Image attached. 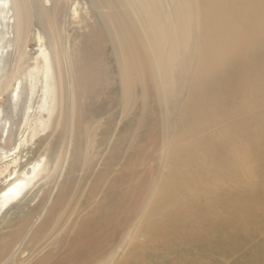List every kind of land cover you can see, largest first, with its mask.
<instances>
[{
  "label": "bare ground",
  "instance_id": "bare-ground-1",
  "mask_svg": "<svg viewBox=\"0 0 264 264\" xmlns=\"http://www.w3.org/2000/svg\"><path fill=\"white\" fill-rule=\"evenodd\" d=\"M76 1L0 0V180L17 175L0 186V213L32 191L45 167H50L58 189L54 198L36 206V213L30 211L18 225L10 226L13 230L5 232L10 219L0 224V264L5 254L39 246L47 228L60 221L74 181L59 185L58 179L68 162L73 171L91 168L90 150L96 145L91 119L105 106L103 99L110 106L114 98L124 112L139 114L118 140V148L139 140L144 128L153 143L158 123L164 124L167 140L157 153L170 170L156 183L132 172L121 192L105 198L95 213L78 220L74 235L58 241L66 240L69 251L55 264H76L95 253L139 202L145 206L147 235L159 237L162 244L174 235L222 233L223 223L188 233L182 227L169 233L155 223L163 216L170 221L192 218L198 207L184 210L186 195L199 193V185L207 186L209 191L202 195L209 196L231 171L236 177L257 170L249 152L252 146L264 151V113L219 134L189 139L219 116L253 109L264 101V0H83L99 16L95 39L89 43L73 42L68 30ZM105 47L115 59V70L104 60ZM115 84L117 97L110 93ZM185 89L189 98L178 105ZM149 107L162 109L159 121L149 118ZM243 129L254 137L253 145L245 147L237 136ZM34 142L42 143L34 150L45 158L42 169L38 163H22L29 153L25 148ZM162 207H171L170 215ZM22 241L26 243L21 245ZM189 255L179 253L162 264H197Z\"/></svg>",
  "mask_w": 264,
  "mask_h": 264
},
{
  "label": "rangeland",
  "instance_id": "rangeland-1",
  "mask_svg": "<svg viewBox=\"0 0 264 264\" xmlns=\"http://www.w3.org/2000/svg\"><path fill=\"white\" fill-rule=\"evenodd\" d=\"M85 4L86 1L78 0L71 7L68 30L72 35L73 42L82 40L85 43H89V41L95 39L94 25L97 23L99 16L97 14L96 16ZM75 7L78 9L77 14L73 12ZM95 16L96 18H94ZM59 22L62 27L63 20ZM83 22L87 23L84 24ZM31 47L34 48L33 45ZM104 49L102 51L105 55L104 60L112 66L115 59L109 47ZM114 66L112 67L115 70ZM110 93L112 96L117 97L118 89L116 84ZM181 96L178 105L189 98L187 89L182 92ZM90 101L91 99H88V102ZM105 102L106 99H103L102 105H105V108L102 107L98 114L95 113V118L90 116L91 120H93L92 127L95 129L96 136V145L90 150L93 159L91 168L85 172L73 171L72 163L68 162L62 176L58 179V181L60 180L59 185L69 179L74 181V185L69 189L70 192L67 195L65 207L63 206L62 212L58 213L61 217L60 221L51 225L52 230L47 228L50 233H45L46 238H43V242L39 246L19 254H17L18 251L14 254H5L1 259L2 264H55L59 259H63L69 251L67 246H65L66 244H63L66 242V238L62 243L58 241H61L64 235H66L65 237L74 235L73 231L78 225V220H81L86 215L95 213L105 198L116 196L121 192L126 184L124 180L130 179L135 174L138 178L139 176H147L152 182H158L169 172V164L162 161L157 153L158 147L167 140V137H164V124H161V126L158 123V136L153 143L146 135L144 128L139 134V140L132 141V144H128V147L123 145L118 148V140L131 128V123L133 122L132 124H134V121L136 122L139 114L124 112L119 102L114 98L110 106L108 102L106 104ZM149 109L148 116L151 115L149 118L153 121H159L162 116V109L156 107H149ZM257 113H264V101L253 109L228 112L223 116L221 115V117L219 116L193 135L189 141L192 142L219 134L225 128L237 125L242 120ZM175 121H178V119L176 118ZM237 136L244 140L245 147L254 144V137L245 129L238 131ZM32 145L28 144L25 148L29 153L24 154L25 157L22 163L25 164L26 161H30L32 164L38 163L40 164V169H42L45 167L43 162L45 158L34 152L36 149L38 151V146L41 147L42 143L38 145L34 142ZM260 157L262 158L260 159ZM249 159L255 167L257 166L255 175L247 176L239 173L235 177L231 171L228 175L229 177L227 176L223 179L224 183L222 182L223 180L217 183L221 186L209 196L202 195L205 191H209L206 185L197 187L199 193H187V205L185 204L187 209L184 210L193 211V208L198 207L195 215L193 212L191 213L193 214L192 218H181L178 220L174 218L177 221H170V217L165 216V218L163 216L157 219L155 223L158 227L166 228L169 233H175L181 227L186 228L187 233L188 231L201 230L204 227L203 230H206L210 224L223 223V228L226 227V229L222 233L216 235L211 232H205L201 237L193 233V236L188 237L189 235H187V238L174 235L169 243L162 244L158 240L159 237L147 235L143 223L145 206L139 202L131 216L122 220L116 227L113 235L102 240L103 245L100 243L99 249L95 253L85 259H81L76 264H162L175 260L176 255L179 253H185V256L191 253L189 256L193 257V260H196L199 264H264V151L260 146L251 147ZM50 160H52V163L54 158L50 156ZM49 168V166L48 168L45 167L40 176L34 180L32 184L34 188L31 192L26 194L25 197L21 196L17 199L19 202L15 201V203L12 201L9 206L1 211L0 224L6 219L11 221L7 226H4L6 227L5 232L13 230L14 227L10 226L18 225L24 219L23 217L31 214L29 213L30 211L36 213L37 207L44 205L50 198L52 199L57 195L58 189L54 186L56 183L55 178L53 179L50 176ZM239 170L241 171L242 169L240 168ZM244 170L242 171L244 172ZM15 177L17 175H13L12 178H2L0 186L15 179ZM246 178H248V181ZM251 186L255 187V189H252ZM211 188H213V185ZM50 192L51 194L49 195ZM229 193L230 195L232 194V197ZM161 210L168 216L172 208L167 207L165 209L162 207ZM184 221L185 223H183ZM201 224H203V227ZM211 236H216L218 239L211 238ZM227 236H232V239H235L231 241L227 239ZM24 242L26 243V241H22L20 244L23 245Z\"/></svg>",
  "mask_w": 264,
  "mask_h": 264
}]
</instances>
